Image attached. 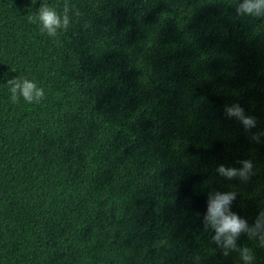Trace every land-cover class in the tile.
<instances>
[{
    "label": "trees",
    "instance_id": "1",
    "mask_svg": "<svg viewBox=\"0 0 264 264\" xmlns=\"http://www.w3.org/2000/svg\"><path fill=\"white\" fill-rule=\"evenodd\" d=\"M238 2L69 0L52 38L27 16L65 0H0V264H241L202 223L214 191L250 224L264 210V138L224 115L264 131V18ZM15 77L45 99L13 104ZM246 159L248 182L216 172Z\"/></svg>",
    "mask_w": 264,
    "mask_h": 264
},
{
    "label": "clouds",
    "instance_id": "2",
    "mask_svg": "<svg viewBox=\"0 0 264 264\" xmlns=\"http://www.w3.org/2000/svg\"><path fill=\"white\" fill-rule=\"evenodd\" d=\"M236 14L243 17L264 18V0H239L235 7ZM75 6L65 0L62 10L44 3L35 15H28L31 24H38L40 31L49 37L56 38L62 31H66L72 23L73 16H79ZM6 86L10 92V101L13 104L22 99L27 104H40L45 99L43 87L28 77H15L7 80ZM224 115L228 119L239 121L251 142L260 143L264 138V131L253 132L256 128V117L246 114L238 103L224 106ZM240 167L220 164L216 167L217 174L227 180L248 182L254 175V165L250 159L238 162ZM232 191H214L208 194L207 208L203 215L205 230H211L214 235L212 242L225 257L232 253L238 254L241 264H255L253 248L238 244L242 235L248 240L257 242L264 248V210H261L255 220L250 224L247 219L240 217L231 210V205L236 199ZM194 259L198 260L199 257Z\"/></svg>",
    "mask_w": 264,
    "mask_h": 264
}]
</instances>
